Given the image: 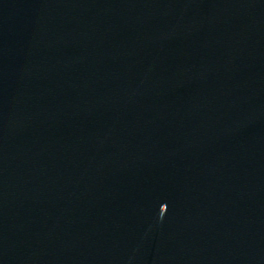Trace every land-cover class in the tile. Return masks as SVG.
<instances>
[{
	"label": "water",
	"instance_id": "95a60500",
	"mask_svg": "<svg viewBox=\"0 0 264 264\" xmlns=\"http://www.w3.org/2000/svg\"><path fill=\"white\" fill-rule=\"evenodd\" d=\"M137 87L264 192V0H0Z\"/></svg>",
	"mask_w": 264,
	"mask_h": 264
}]
</instances>
